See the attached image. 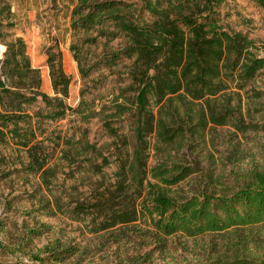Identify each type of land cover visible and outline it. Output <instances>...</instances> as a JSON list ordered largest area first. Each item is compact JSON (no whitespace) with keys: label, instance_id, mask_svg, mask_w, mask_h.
I'll return each mask as SVG.
<instances>
[{"label":"rangeland","instance_id":"1","mask_svg":"<svg viewBox=\"0 0 264 264\" xmlns=\"http://www.w3.org/2000/svg\"><path fill=\"white\" fill-rule=\"evenodd\" d=\"M129 1L136 2L140 18L153 19L142 10L143 0ZM76 3L0 0L2 43L23 38L32 66L40 70V91L56 95L47 63L52 52H62L64 70L71 76L65 106L59 101L49 106L41 96L6 97L4 105L0 103L2 111L20 114L23 130L37 134L36 155L46 163L35 172L18 138L0 140V243L5 245L0 263L240 264L234 261L237 256L261 259L264 222L232 235L208 232L190 237L178 232L164 239L144 204L154 188L150 183L164 187L177 201L190 196L229 197L256 185L257 174L264 173V69L247 80L234 72L226 90L232 98L192 104L195 109L211 105L218 112L231 106L230 123L208 122L203 128L204 121L183 112L169 128L173 141L159 140L156 132L148 134L143 158L137 161L138 119L127 113L114 116L117 104L132 99L126 68L91 70L107 37L95 42V31L72 28ZM217 10L228 31L242 32L253 41L250 55L264 56V5L256 0H222ZM118 44L119 40H112L108 48ZM81 66L89 71L87 77ZM28 80L22 90L30 96ZM17 106L22 110H15ZM51 113L57 117H49ZM138 162L141 170L135 173L132 168ZM173 162L196 171L169 186L152 177L153 167ZM237 233L245 238L244 244L234 241ZM231 239L236 248L228 252L226 243ZM57 244L76 253L57 261L51 255Z\"/></svg>","mask_w":264,"mask_h":264},{"label":"trees","instance_id":"2","mask_svg":"<svg viewBox=\"0 0 264 264\" xmlns=\"http://www.w3.org/2000/svg\"><path fill=\"white\" fill-rule=\"evenodd\" d=\"M165 1L167 6H163L161 0L142 1V10L146 9L153 16L151 21L140 18L142 15L138 14L136 2L129 0H77L72 11L71 26L74 30L95 31V42L100 36L107 37L91 70L119 65L126 68L127 89L133 95L129 97L132 98L129 104H117L114 116L121 118L127 113L138 119L135 128L137 161L143 158L142 148L148 134L156 132L159 140L173 141L172 134H168L169 128L183 112L204 121L203 128L208 122L216 125L230 123L231 106L218 112L211 105L195 109L192 104L201 100L209 103L210 98H232L226 90L229 80L235 78L234 72L238 71L240 79L247 80L264 69V56L250 55L253 41L242 32L228 31L221 23L217 8L222 0ZM256 1L264 5V0ZM116 39L119 44L109 49V42ZM3 41L0 35L3 47L0 53V103L4 105L6 97L36 99L41 96L49 106L53 101L65 106L71 76L64 70L62 52H52L47 59L56 94L51 97L40 91V70L32 66L23 38L15 37L6 44ZM75 57L79 60L78 56ZM81 72L83 77L89 75L82 66ZM27 80L30 81V96L22 90ZM176 99L178 103H175ZM15 110L21 111L22 108L17 106ZM64 113L59 112V115ZM19 117L17 112L0 109V140L18 138L19 143L27 148L29 165L35 172L41 171L46 163L36 155V142L33 141L37 140V134L31 129L23 130L19 126ZM49 117L57 116L51 113ZM138 165L132 168L135 173L141 170L139 162ZM195 171L193 167L173 162L171 165L159 164L151 173L154 179L169 186ZM255 181L256 185L242 187L229 197L190 196L180 201L164 187L150 183L154 188L149 190V203L144 206L158 235L164 239L178 232L190 237L208 232L232 235L238 229L264 222V173L257 174ZM234 238L239 243L246 242L242 234L237 233ZM226 247L230 252L236 248V243L231 239ZM69 248L57 244L51 255L55 260L63 261L76 253ZM0 249L4 250L5 245L0 243ZM234 261L264 264V255L259 260L237 256Z\"/></svg>","mask_w":264,"mask_h":264},{"label":"built area","instance_id":"3","mask_svg":"<svg viewBox=\"0 0 264 264\" xmlns=\"http://www.w3.org/2000/svg\"><path fill=\"white\" fill-rule=\"evenodd\" d=\"M2 50H3V47L0 45V53H1Z\"/></svg>","mask_w":264,"mask_h":264}]
</instances>
